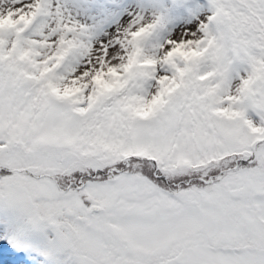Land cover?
I'll use <instances>...</instances> for the list:
<instances>
[{
  "label": "snow or ice",
  "instance_id": "6c2138e0",
  "mask_svg": "<svg viewBox=\"0 0 264 264\" xmlns=\"http://www.w3.org/2000/svg\"><path fill=\"white\" fill-rule=\"evenodd\" d=\"M0 264H264V0H0Z\"/></svg>",
  "mask_w": 264,
  "mask_h": 264
}]
</instances>
